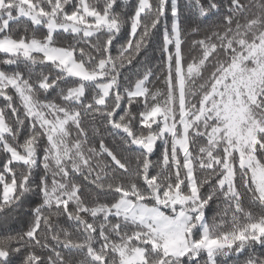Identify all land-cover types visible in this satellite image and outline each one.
<instances>
[{
    "label": "snow or ice",
    "instance_id": "snow-or-ice-1",
    "mask_svg": "<svg viewBox=\"0 0 264 264\" xmlns=\"http://www.w3.org/2000/svg\"><path fill=\"white\" fill-rule=\"evenodd\" d=\"M0 264H264V0H0Z\"/></svg>",
    "mask_w": 264,
    "mask_h": 264
},
{
    "label": "trees",
    "instance_id": "trees-1",
    "mask_svg": "<svg viewBox=\"0 0 264 264\" xmlns=\"http://www.w3.org/2000/svg\"><path fill=\"white\" fill-rule=\"evenodd\" d=\"M158 62H159V56H158V53H157V58L152 61V66L155 67L158 64ZM158 86L162 88L163 87V83L160 82V84Z\"/></svg>",
    "mask_w": 264,
    "mask_h": 264
}]
</instances>
